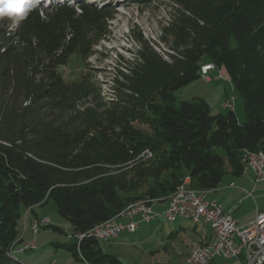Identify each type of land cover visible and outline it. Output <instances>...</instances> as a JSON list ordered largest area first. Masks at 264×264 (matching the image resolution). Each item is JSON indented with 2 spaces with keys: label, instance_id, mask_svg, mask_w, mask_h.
Returning <instances> with one entry per match:
<instances>
[{
  "label": "trees",
  "instance_id": "trees-1",
  "mask_svg": "<svg viewBox=\"0 0 264 264\" xmlns=\"http://www.w3.org/2000/svg\"><path fill=\"white\" fill-rule=\"evenodd\" d=\"M100 1L79 3V13L37 5L14 26L0 20V264H20L8 250L22 208L52 201L72 236L87 233L129 204L168 200L185 178L214 190L227 168L242 173L245 152L264 148V0H168V59L138 40L107 96L90 73L69 81L60 71L105 36L113 10ZM204 58L241 96L242 124L201 98L175 106L173 92L200 77ZM57 247L87 264H122L93 237Z\"/></svg>",
  "mask_w": 264,
  "mask_h": 264
},
{
  "label": "rangeland",
  "instance_id": "rangeland-1",
  "mask_svg": "<svg viewBox=\"0 0 264 264\" xmlns=\"http://www.w3.org/2000/svg\"><path fill=\"white\" fill-rule=\"evenodd\" d=\"M63 1L65 5L70 6L76 13H79V2H90L96 6H102L100 0H43L48 6L46 9L51 10L56 2ZM111 7L112 17L106 21L105 36L98 42L93 48V55L85 62L81 63L77 59H73L69 65L60 69L65 80L75 81L81 73L88 72L95 80L97 84L103 90L102 95L107 96L109 93V84L112 78L118 74V71H123L127 61L134 58V55L140 49V43L138 40H144L151 46L156 52H158L164 59H168L166 54L169 53L167 47L160 41L162 28L166 26L170 14L172 13L171 4L168 0H148L146 2H140L139 0H106L104 2ZM45 4V5H46ZM43 6V5H41ZM45 8V7H44ZM11 26H14L11 23ZM200 67V77L186 87H183L173 92L175 100V106H179L182 101H190L197 98L202 94L208 96V102L212 114H218L222 112L225 114L229 109H221V104L229 100L233 105V111L237 120L244 122V108L243 100L239 93L235 90L230 80L227 78L224 70H220L222 76L220 80H212L211 82L204 81V68L205 64H210L209 61L204 58ZM217 70L210 71L209 77L216 78ZM203 75V77H202ZM215 75V77H214ZM201 98V96H198ZM221 109V110H220ZM239 118V119H238ZM137 125L143 130H147L146 126ZM147 158L138 157L136 160L145 161ZM45 212L46 217L50 220V227H43L38 229L36 235L31 234V238L37 239V250L26 252L30 260L33 263L43 264L42 262L49 256L55 255L58 258V264H83L76 261V259L67 251L58 250L51 242L71 245L75 241L74 237H69L70 227L68 222L60 217L57 213L54 202L48 201L41 208ZM22 213L24 209L22 208ZM161 223L165 224L167 221L161 218ZM179 220V219H178ZM189 220V219H187ZM180 220L179 224L184 227H192L191 220ZM207 224V223H206ZM209 225V224H208ZM60 227L64 231V234H58L53 232V227ZM149 227L150 225H143ZM166 226L170 224L166 223ZM210 227V225H209ZM144 228V227H143ZM211 228V227H210ZM142 227L140 228V230ZM140 230L132 231L128 233L118 234L117 238L112 241L99 239V247L106 254L114 256L119 259L122 264H157L161 262V256L153 251H149L148 242L138 240L141 236ZM68 236V238L65 236ZM158 234H153V240L158 237ZM145 235H149V231L145 232ZM159 242L164 239V242H168L165 237H158ZM181 245L180 242H174V246ZM170 246V243L167 244ZM15 248V245L13 246ZM163 246H160L159 250L162 252Z\"/></svg>",
  "mask_w": 264,
  "mask_h": 264
},
{
  "label": "crops",
  "instance_id": "crops-1",
  "mask_svg": "<svg viewBox=\"0 0 264 264\" xmlns=\"http://www.w3.org/2000/svg\"><path fill=\"white\" fill-rule=\"evenodd\" d=\"M219 70H217V73L215 75L218 74ZM195 95L201 96L202 99L209 104L208 96H204L202 94H195ZM223 105L221 104L220 106L222 110L228 109L225 108ZM233 109L234 108L232 105V111ZM237 121L239 124H241L239 120ZM188 186H189V179H187L185 182V187ZM193 190L198 191L196 189ZM204 199L208 201H213L217 205H219L222 208L223 212H226L231 215V217L236 221L237 225H244L245 223H247L248 221L254 218L256 211L264 210V181H258V182L255 181L254 173L249 168L244 169L243 167L242 173L238 176L233 175L230 169L227 168L226 172L221 178L219 186L214 190L205 191ZM168 203H169V198L168 200L166 199L163 201L154 202L152 203L153 204L152 209L153 211L160 213L165 208H167ZM39 207L41 208L42 206H35L31 209L24 210L22 220L20 221V234L18 239L15 241L16 244L14 249H17L19 246L23 244L24 245L32 244L33 249L28 250L26 252L37 250V246H36L37 239L35 240V238H31L30 233H32V231L30 229V223L35 220H40L45 218L48 220L49 225L51 226V222L46 217L45 212L42 211L41 209L37 210V208ZM161 218L162 217L156 218L147 223L142 222L139 216H136L132 219L134 222L138 223L136 230L133 231L136 232L140 230V228L142 227V229L140 230V232L142 231L140 233L141 236L139 237L138 240L148 242L149 244L147 247H149V251H153V253L156 251V253H158L161 256L162 263H157V264H188L186 262L187 256L194 246L211 244L214 240L212 229L209 227L208 223L207 224L205 222H200L197 224L192 223V227H184L179 224V221L187 220V219L178 218L179 220L176 219L175 221L172 222L167 221L166 223L170 224V226L167 227L166 223L165 224L161 223L160 220ZM115 221L117 223L127 224L130 220L126 217L119 216L115 218ZM146 224L150 226L149 227L143 226ZM58 228L61 229L62 233L64 234L63 232L64 230L60 227ZM146 231H149V235H145ZM38 232L39 231H37L36 233H32V235H36ZM53 232L62 234L61 232L54 230ZM122 233L133 234L126 231L120 232V234ZM156 233H160V235L158 234V237L160 236L165 237V239H168L169 241L164 242L163 241L164 239H162V241L159 240L158 242L157 241L159 239L158 237H156L153 240L152 236L153 234ZM66 237L68 238V236ZM69 237L72 238L73 236H69ZM174 242H180L181 245L174 246ZM51 243L55 245V248H57L55 249L57 250L56 251L57 253L58 250H64L57 246L66 245V244L56 243L55 241ZM168 243H170V246H167ZM238 245H239L238 241L235 240L234 246H238ZM160 246H163L162 252L159 250ZM26 252L15 254V258L17 259V262L20 264H36L33 263V260H30L27 256H25ZM58 261L59 260L55 255L54 256L49 255L42 263L58 264ZM78 262L87 264L83 261H78ZM208 264H245V250L241 248L239 254L232 258L214 257L208 262Z\"/></svg>",
  "mask_w": 264,
  "mask_h": 264
},
{
  "label": "built area",
  "instance_id": "built-area-1",
  "mask_svg": "<svg viewBox=\"0 0 264 264\" xmlns=\"http://www.w3.org/2000/svg\"><path fill=\"white\" fill-rule=\"evenodd\" d=\"M215 68L212 64H205L204 81L220 80V70L216 78L208 76L210 71ZM225 108L232 110V104L228 100L223 105ZM245 168L253 171L255 181H264V153H261L260 159L245 158ZM153 204H141L139 209H135L133 215H121L130 221L127 224L117 223L115 220L109 219L102 226H97L98 236L108 237V241L114 240L120 232H132L136 230L138 223L132 219L136 216L141 218L142 222H150L156 218H164L168 222H172L175 217H193L204 218L213 232L214 240L210 250L199 251L187 259L188 264H208L214 257L232 258L239 254L241 248L245 250V264H264V210H258L252 220L244 225H237L236 221L230 214L223 212L222 208L213 201L195 199L186 192L185 184L181 188L176 189V199L172 201L169 208H165L158 213L153 211ZM126 208V207H125ZM40 224H48L47 219L43 218L30 223L32 233L37 232ZM72 236V231L70 235ZM73 237L79 243L85 237V233L73 234ZM237 240L239 245L234 246ZM33 249L32 244H27L22 249H9L8 252L15 257L16 253H24Z\"/></svg>",
  "mask_w": 264,
  "mask_h": 264
},
{
  "label": "bare ground",
  "instance_id": "bare-ground-1",
  "mask_svg": "<svg viewBox=\"0 0 264 264\" xmlns=\"http://www.w3.org/2000/svg\"><path fill=\"white\" fill-rule=\"evenodd\" d=\"M261 153H264V148L261 149V150H259V151H256V152H245V153H244V158H243L244 169H245V158L260 159V158H261ZM142 155H144L145 157H150V156H151V154H150L148 151H146V152H145L144 154H142ZM187 179H188V178H185V179H184V182H183L182 184L178 185V186L176 187V189L181 188V186H182L183 184H185V182H186ZM185 188H186V192H187V194H188V195H192L193 198H195V199H202V198H204V192H202V191H195V190H193V189H191V188H188V187H185ZM176 189H175V191H173V193L169 196V203H168L167 208H169V206H171V204H172V201H174V200L176 199ZM152 203H154V202H153V201H152V202H150V201H138V202H135V203L129 204V205L126 206V208L124 207L123 210H121V211H120V212H119V213L113 218V220H115L116 217H119V216H121V215H133V214H135V209H139V207L141 206V204H152ZM178 218H186V219H189V220H191V222L194 223V224H197V223H200V222H205L204 218H196V219H194L193 217H175V218H173L172 221H175V220L178 219ZM205 223H207V222H205ZM104 224H105V222H103V223H101V224H98V225H96L95 227H93L92 229H90L87 233H85V237H93V238H95L96 236H98V229H97V226H102V225H104ZM47 225H48V224H40L39 226H47ZM39 226H38V228H39ZM38 228H37V230H38ZM100 239L108 240V237H100ZM26 245H27V244H25V245L23 244V245L19 246L17 249H22V248H24V246H26ZM211 246H212V243H211V244H207V245H196V246H194V247L191 249L190 253L188 254L187 259H189L190 256L196 254L197 250H199V251L210 250ZM8 257H9L11 260L16 261V258L13 257V256L11 255L10 252L8 253Z\"/></svg>",
  "mask_w": 264,
  "mask_h": 264
},
{
  "label": "clouds",
  "instance_id": "clouds-1",
  "mask_svg": "<svg viewBox=\"0 0 264 264\" xmlns=\"http://www.w3.org/2000/svg\"><path fill=\"white\" fill-rule=\"evenodd\" d=\"M38 3L39 0H0V20L7 19L17 25L28 17Z\"/></svg>",
  "mask_w": 264,
  "mask_h": 264
}]
</instances>
